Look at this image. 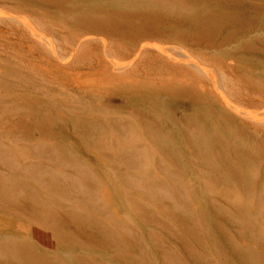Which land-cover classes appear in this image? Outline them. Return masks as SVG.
Listing matches in <instances>:
<instances>
[{"label":"bare ground","instance_id":"obj_1","mask_svg":"<svg viewBox=\"0 0 264 264\" xmlns=\"http://www.w3.org/2000/svg\"><path fill=\"white\" fill-rule=\"evenodd\" d=\"M32 1L53 7L55 11L66 12L68 18L73 15L91 16L95 14L90 6L83 5L85 0ZM135 1L137 4H147L148 2H160L166 5L178 4L185 8H193L195 12L183 14L181 11L175 10L157 11L153 10L155 9L153 6H150L153 8L151 10L137 9V11L129 12L123 10L120 11L124 17L120 18L119 27H114L111 21L106 23L101 22L103 19H95L94 24L85 23L80 28L82 31H77L76 35L62 31L66 29L65 27L64 29L61 26V30L58 26V30H56L55 27H48V23L44 20H39V24H37L14 12L0 10V17L5 15L8 18L16 19V22L19 21L27 30L23 45L34 54V62L37 67L46 70L50 68V64L56 66L58 70L65 73L66 79L71 84L80 89L78 92L83 99L86 98L85 92H91L95 96L110 97L111 101L103 103H96L98 99L90 98V103L98 105L96 108L100 110H128L133 114L135 118L133 124L107 125L104 119L98 117L77 122L78 127L88 133L110 136L105 144L106 149L115 153L117 158L124 160L129 169L136 173V175L119 173V169L114 167L113 170L116 171V176L118 175L120 180L122 179L137 191L142 190V185L153 182L150 185L151 188L149 187L151 195L168 201L171 207L167 208L164 203H155V206L165 212L169 210L186 218L196 217L200 211L201 213L206 211L198 197L193 196L197 191L198 195H202L210 203L211 208L214 207V209H218L217 212L231 215L232 219L226 222V226L216 223L222 228L231 248L243 252L244 259L240 264H264L262 261L264 260V245L260 252L257 249L254 250L251 244L252 237L244 236L243 228H240L236 223L244 221L243 212L246 216L253 215L255 218L256 215L264 212V203L262 202L264 194V138L261 137L264 132H261L262 127L260 126L264 124V109L259 108L261 106L259 103L264 99L255 97L254 101L247 100L242 89L233 84L232 74L224 64L215 60V64L212 63L214 66L211 63L204 64L192 48L201 40H204V44L211 49H219L221 46L239 41L245 35L243 33L249 30L254 18L264 12V0ZM193 18L196 21L191 20ZM184 24L186 26L183 27L182 32L173 29ZM14 28L20 29L16 25ZM139 28L141 32H139ZM48 29H53V34ZM262 33L257 36L261 44L242 40L240 47L234 48L236 54L233 56L241 59L244 64L248 62V57L254 59L255 57H264V34ZM17 34L19 35V33ZM186 37L191 40L192 46L181 45L182 38ZM253 37L256 38L255 35ZM118 38H123L126 43L130 44L126 51L115 52L113 46L115 40H119ZM93 40L96 43H93ZM55 52L58 53V56L54 55ZM80 53L84 54L77 56ZM83 56H86L87 60H84ZM51 57L55 61H52ZM142 57L149 59L154 66L147 68V61L143 62V66H141L139 61ZM75 58V62L69 63ZM85 65H88L86 70L74 67ZM222 75L224 81H222ZM60 76L64 79L62 74ZM139 96L162 97L168 102L172 101L183 106L188 104L191 108L197 107L199 104H203L211 110L218 108L220 111L216 112L219 120L228 124L230 128L228 132L219 124L202 122L200 118L188 112H183L181 116H178L176 124L183 132L184 145L191 148L195 156L206 160L209 164V171H213L212 174H215L217 178H223L225 182L235 184L241 193L231 189L227 196L221 194L224 198L209 192L205 186L200 190L198 188L196 190V186H191L192 176L185 170L186 166L180 162L181 153L178 150L177 139L172 136L170 131L159 125L157 118L141 112L139 108L132 105L133 98ZM114 98L121 101L113 102ZM174 119H177L176 115H174ZM182 119L188 121L185 122ZM237 138L242 139L241 144L236 142ZM25 140L26 143L23 145L25 151L22 153L23 163H21L24 168L22 170L26 172L30 169L29 175L37 183L42 184L39 173H43L61 184H63L61 181L66 182L72 190L83 188V185L78 186V174L54 170L37 158L43 156L53 162L61 161L56 155L55 149L48 150L41 147L40 141H32L27 138ZM8 152L11 157L9 149ZM27 152H33L34 157L27 155ZM192 153V165L197 168L196 159ZM161 156L174 160L176 169L165 166L161 161ZM75 162L78 164L77 168L81 174L85 175V179H89L91 185L95 187L94 200L96 203L102 201L105 205L112 206V211L95 204L94 201L89 202L88 207L97 209L99 212L103 211L108 215V220L113 223L114 227H110L101 218L85 216L82 213L86 208L84 206L74 205L69 200H65L67 203L64 204L51 195L45 199L43 196H39L32 186H29L30 195L34 197L35 201L32 204L28 200L27 205L24 199L23 204L27 205L30 214L33 215L30 218L32 223L36 224L35 237L42 245L50 247L51 233L61 235L62 227L70 236H74L75 233L80 235V238L83 241L87 240V244L90 246L107 247L117 246L121 241L132 242L138 235L135 230L136 224L128 222L122 216L123 212L132 213L136 217L147 215L155 220L157 228L165 227L161 220L155 218L154 214L147 210L142 200L147 191L145 188L139 195H127L125 202L129 207H122L114 191L116 190V181L112 172L109 174L102 172L91 162ZM16 168L19 169L17 166ZM192 173L195 177L197 176L195 172ZM200 182L206 183L207 180L202 178ZM3 190L21 194L22 189L4 184ZM251 196L258 197L259 201L249 202L252 199ZM56 201L57 203L53 205ZM47 202L50 206L47 205ZM52 206L55 208L54 211L58 212L61 221L46 224L44 218L39 217H51ZM10 211L17 213L20 217L23 215L13 208ZM233 222L236 223L235 226H233ZM149 224L153 226V222ZM18 229L24 228L19 226ZM45 229L50 231L49 235L43 232ZM84 230H88V232L83 233ZM91 230H95L93 232L100 236L99 242L108 243L97 242L92 237ZM151 235L155 236L154 233ZM9 241L3 240L4 243H9ZM26 251L30 252L27 249ZM160 253L165 259H173L171 247H163ZM236 254L239 255V253ZM36 256L34 264H52L41 254L37 253ZM38 257L42 258V263ZM79 259L84 260L82 256ZM203 261L205 264H227L210 255L207 257L203 255ZM172 262L181 264L177 258H174ZM146 264L151 263L147 262Z\"/></svg>","mask_w":264,"mask_h":264},{"label":"rangeland","instance_id":"obj_2","mask_svg":"<svg viewBox=\"0 0 264 264\" xmlns=\"http://www.w3.org/2000/svg\"><path fill=\"white\" fill-rule=\"evenodd\" d=\"M83 5L90 6L95 14L91 16L73 15L68 18L66 12L55 11L53 7L40 5L32 0H0V10H3V12H14L16 15L37 24H39V20H44L48 23V27H55L58 30L57 27L59 26L61 29L62 26L66 28H64L65 30L61 29L62 31L73 35H76L77 31H82L80 28L85 23L94 24L95 19H103L101 22L106 23L111 21L114 27H119L120 18L124 17L120 11L123 10L128 12L137 11V9L151 10L153 8L150 6H153L155 8L153 10L157 11L175 10L181 11L183 14L195 12L193 8H185L178 4L166 5L160 2L137 4L135 0H85ZM191 20L196 21L194 18ZM15 25L20 29H15ZM137 26L139 27V25ZM184 26L186 24L176 26L173 29L182 32ZM26 31L19 21L16 22V19L8 18L5 15L0 17V264H34L37 253L46 257L52 264H146L147 262L151 264H164V262L165 264H174L172 262L174 258H177L181 264H205L203 255L206 257L213 256L227 264H240L244 259L243 252L231 248L226 240L225 233L216 223L226 226V222L232 219L230 214L220 213L217 212L218 209L211 208L210 203L202 195H198L197 191L194 192L193 196L198 197L201 205L206 209L203 213L200 211L197 214L198 216L193 218L188 216L189 218H186L169 210L165 212L156 207L155 203H164L167 208L171 206L168 201L156 195H151L149 187L151 188L150 185L153 182L142 185L147 190L142 200L147 210L165 224L163 228H157L155 220L147 215L136 217L132 213L123 212L122 216L128 222L136 224L135 230L138 235L133 240L134 242L121 241L117 246L107 247L90 246L87 244V240L83 241L77 233L74 236L68 235L63 227L60 229L62 231L61 235H55L51 231L50 247L42 245L36 239L34 233L36 224L32 223L30 217L33 215L30 214L27 207L28 200L32 204L35 201L34 197L30 195L29 186H32L34 191H37L39 196H43L45 199H48L51 195L64 204L67 203L65 200H69L74 205L84 206L86 208L83 209L82 213L85 216L101 218L110 227H114L113 223L108 220V215L104 214L103 211L99 212L97 209L88 207V203L94 201L95 204L106 207L107 209H105L110 212L112 211V206H107L102 201L96 203L94 200L95 187L91 185L89 179H85V175L81 174L75 161L91 162L102 172L107 174L112 172L116 181V190L114 191L122 207H129L125 202L127 195H139L145 189L142 188V190L137 191L122 179L120 180L118 175L116 176L117 173L113 170L114 167L119 169V173L124 172L133 175H136V173L129 169L124 160L117 158L115 153L106 149L107 138H110L108 134L88 133L81 130L77 125L78 121L93 117L104 119L107 125L114 123L133 124L135 120L133 114L128 110H100L96 108L98 105L90 103V98L98 99L97 102L95 101L96 103H103L111 101L110 97L95 96L91 92H85L86 98L83 99L78 92L80 89L71 84L66 79L65 73L58 70L56 66L50 64V68L46 70L37 67L34 62V54L23 45L27 36ZM48 31L52 33L53 29H48ZM139 32H141L140 28ZM260 33L264 34V12L257 15L249 30L243 33L245 35L231 45L226 44L219 49H211L204 44V40H201L192 46L188 37L182 38L183 41L180 43L181 45L192 46L194 53L204 64L211 63L213 65L215 64L214 60L224 64L232 74L233 84L242 89L243 94L247 96V100L254 101L255 97L264 99V57H255V59L248 57V62L244 64L241 59L234 57L233 54H236L234 48L240 47L242 40L261 44L257 39ZM254 35L256 38L253 37ZM55 37L57 40L56 35ZM118 39L115 40L113 46L115 52L126 51L127 46L130 44L126 43L123 38ZM92 42L96 43L95 40ZM56 44L55 42L54 45L56 46ZM83 54L80 53L77 56ZM54 55L58 56V53L55 52ZM144 57L139 61L141 66H143V62L147 61L146 67H153V63L149 59H144ZM51 59L55 61L53 57ZM83 59L87 60V57L83 56ZM75 61L76 58L69 63ZM74 67L83 70L88 69V65ZM60 74L64 76V79ZM224 80L222 75V81ZM120 101L118 98L113 100V102ZM261 102L259 108L264 109V101ZM132 105L139 108L141 112L157 118L159 125L170 131L172 136L177 139L178 150L181 153L180 162L186 166L185 170L192 176L191 186H196V190L197 188L200 190L205 186L209 192L221 197H224L223 195L227 196L231 189L241 193L235 184L225 182L223 178H217L215 174H212L213 171H209V164L206 160L201 159L200 156H195L191 148L184 145L183 132L176 124L178 116H181L183 112H188L200 118L202 122L217 123L228 132L230 130L228 124L219 120L216 112L220 111L218 108L211 110L203 104L191 108L188 104L183 106L172 101L168 102L165 98L157 96L135 97L132 100ZM174 115L177 119H174ZM182 120L188 121L186 119ZM207 126L209 128V125ZM260 126L263 128H261L263 133L264 124ZM261 137L264 138V134H261ZM26 138L32 141H40V146L48 150L55 149V153L61 161L53 162L48 157L43 156L37 158L44 165H48L54 170L78 174V186L83 185V188H86L84 190L83 188L72 190L66 182L60 180L63 183L61 184L48 178V175L43 173H39L42 184L37 183L35 179L30 177L28 173L30 169L26 172L22 170L24 168L21 164L23 163L22 153L25 151L23 145L26 143ZM236 142L241 144L242 139L237 138ZM8 149L11 152V157ZM191 153L196 159L197 168L192 165ZM27 155L34 157L35 154L27 152ZM161 158L165 166L176 169L174 160L166 156H161ZM192 172H195L197 176L195 177ZM202 178L207 182L201 183ZM4 184L21 188V194L4 191ZM238 197L240 198V195ZM251 198L249 202L252 200L259 201L258 197L251 196ZM24 199L27 202L26 206L23 204ZM180 202L183 203L181 200ZM47 203L49 205V202ZM56 203L57 201L53 205ZM11 208L23 215L20 217L17 213L10 211ZM54 209V206L50 209L51 217H36L44 218L46 224L58 223L61 218ZM242 214L244 221L236 223L240 228H243L244 236L252 237L251 244L254 250L257 249L260 252L261 247L264 245V212L256 215V218L253 215L246 216L244 212ZM151 222H153V226H150L149 223ZM236 223L233 222V226ZM130 224L133 225V223ZM19 226L24 229L17 230ZM7 227L10 228L7 229ZM119 227L124 228L122 225H119ZM93 231L91 230L92 237L99 242L100 236H97L96 232ZM43 232L49 235L50 231L45 229ZM87 232L88 230L83 231V233ZM152 233L155 236L151 235ZM228 235L230 234L228 233ZM234 235L237 234L234 233ZM3 240L10 241L4 243ZM163 247L172 248L173 259L162 257L160 250ZM236 253H239V255ZM81 256L84 260L79 259ZM38 258L42 263V258ZM262 261L264 262V260Z\"/></svg>","mask_w":264,"mask_h":264}]
</instances>
